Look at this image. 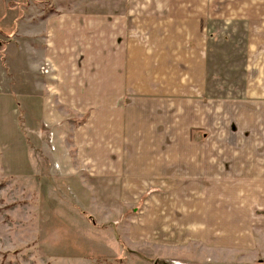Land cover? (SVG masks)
<instances>
[{"label":"crops","instance_id":"crops-1","mask_svg":"<svg viewBox=\"0 0 264 264\" xmlns=\"http://www.w3.org/2000/svg\"><path fill=\"white\" fill-rule=\"evenodd\" d=\"M42 1L0 0V26L44 29L54 76L41 85L57 108L81 116L67 177L83 190L79 203L97 181L88 203L132 207L115 226L130 241L169 251L196 244L264 264V0ZM107 3L114 14L99 7ZM217 23L249 29L242 100L224 103L227 128L202 103L205 34ZM142 28L162 34L138 36Z\"/></svg>","mask_w":264,"mask_h":264},{"label":"rangeland","instance_id":"rangeland-1","mask_svg":"<svg viewBox=\"0 0 264 264\" xmlns=\"http://www.w3.org/2000/svg\"><path fill=\"white\" fill-rule=\"evenodd\" d=\"M113 4L99 7L114 14ZM18 15L14 12L15 19ZM37 22L0 26V264H251L237 253L231 260L225 252L215 254L196 244L169 251L130 241L115 226L128 223L132 207L114 213L101 208L94 200L97 181L85 184V204L79 203L74 194L82 200L83 190L70 186L67 177L68 165L78 159L71 131L81 116L57 108L46 90L54 74L43 59L44 29ZM153 30L162 34V29L142 28L137 35L146 37ZM207 31L209 92L202 103L227 128L224 103L242 100L249 29L217 23ZM191 114L193 109L187 121ZM87 195L94 197L89 203ZM136 206L145 211L144 204Z\"/></svg>","mask_w":264,"mask_h":264}]
</instances>
